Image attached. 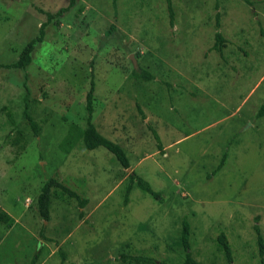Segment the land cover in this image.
<instances>
[{
  "label": "rangeland",
  "instance_id": "374dc122",
  "mask_svg": "<svg viewBox=\"0 0 264 264\" xmlns=\"http://www.w3.org/2000/svg\"><path fill=\"white\" fill-rule=\"evenodd\" d=\"M66 2L0 0V65L37 36L44 11ZM171 3L172 17L165 0H76L45 28L27 68H0V207L15 221L0 224V264H181L183 218L197 263L227 264L223 234L233 264H264L253 232L264 239V0ZM91 79L92 124L129 169L76 138ZM131 171L161 200L133 184L125 204ZM50 178L86 203L54 189L42 220L36 198Z\"/></svg>",
  "mask_w": 264,
  "mask_h": 264
},
{
  "label": "trees",
  "instance_id": "16d2710c",
  "mask_svg": "<svg viewBox=\"0 0 264 264\" xmlns=\"http://www.w3.org/2000/svg\"><path fill=\"white\" fill-rule=\"evenodd\" d=\"M117 0H112V4L115 8ZM166 7L169 12L170 17L173 15L172 3L171 0H165ZM76 3V0H67L66 4L57 8L54 11H44V21L40 24L38 28V34L34 38H32L27 44L23 47L20 51L17 60L14 63L7 64V65H0V68L6 69H20L24 70L29 66L31 63V54L37 44H39L44 36V30L49 25H58L59 18L65 13H67ZM217 7V6H216ZM216 18V25H218V13L215 15ZM114 30L113 25H110L109 29L106 31V35H110ZM215 43L214 49L221 54V48L224 43V39L221 37L219 33H215ZM137 78H143L146 80L152 79L151 75L147 74L146 72H140L136 76ZM93 93H94V82L93 79L90 80L89 89L85 95V111H86V118H85V128L76 131V138L81 141L82 146L86 150H93L97 147H103L108 152H110L115 159L118 161L120 166L124 169H129V161L125 155L123 149L116 143L112 142L111 140L103 137L101 134L98 133L95 126L92 124V113H93ZM23 116L25 121L27 122L28 126L32 129L33 134L38 136V126L37 123L33 120V118L29 115L27 111V105L24 106ZM257 118L264 117V102L260 105L256 112ZM149 131L151 132L153 138L157 142V149L161 151V144L159 137L154 129L148 126ZM66 142L71 143V137L66 139ZM226 157V154L222 155L221 162L217 169L221 168L222 163ZM128 183L126 185L125 190V199L124 203H128V196L132 189L133 184H135L143 193L149 195L154 200H161L160 194L155 192L148 182L144 179L139 177L134 171L128 175ZM54 189L60 190L62 193L66 194L69 198H73L79 202V205L83 206L86 203V200L81 199L80 196L64 186L62 183L56 181L53 178L48 179L44 182L43 186L41 187L40 193L36 198V207L37 213L39 217L47 221L49 216V204L52 192ZM14 223L12 217L7 214L1 207H0V224L4 226L6 229L10 228ZM253 232L255 234L256 245L258 256L262 259L264 255V239L261 235L260 228L257 225L253 226ZM189 236H190V226L189 223L185 218L181 221V232H180V243L184 250V259L181 264H199L197 263L189 253ZM216 243L220 250L223 252L227 264L232 263V256H231V248L228 244L226 237L223 234H219L216 238ZM123 262H128L132 264H155V262L147 257H122ZM164 264V263H160Z\"/></svg>",
  "mask_w": 264,
  "mask_h": 264
},
{
  "label": "crops",
  "instance_id": "0c3cea01",
  "mask_svg": "<svg viewBox=\"0 0 264 264\" xmlns=\"http://www.w3.org/2000/svg\"><path fill=\"white\" fill-rule=\"evenodd\" d=\"M15 222V221H14Z\"/></svg>",
  "mask_w": 264,
  "mask_h": 264
}]
</instances>
